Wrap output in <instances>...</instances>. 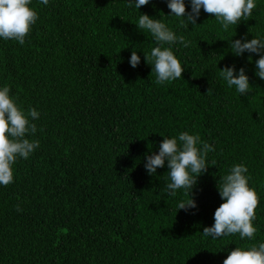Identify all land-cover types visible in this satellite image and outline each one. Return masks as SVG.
Instances as JSON below:
<instances>
[{
  "label": "trees",
  "instance_id": "16d2710c",
  "mask_svg": "<svg viewBox=\"0 0 264 264\" xmlns=\"http://www.w3.org/2000/svg\"><path fill=\"white\" fill-rule=\"evenodd\" d=\"M256 3L225 31L203 9L197 25L182 26L166 16V0L139 10L126 0H32L39 18L25 43L0 40V86L40 113L31 137L40 147L0 186V264H223L235 247L264 242V80L255 76L259 57H235L226 41L264 36V0ZM139 12L191 42L173 45L186 65L181 79L156 83L157 45L134 24ZM232 64L246 69L247 95L221 76ZM184 131L215 151L190 193L197 207L177 210L190 196H167V166L150 176L144 158L162 136ZM241 162L259 197L255 238L205 237L223 203L217 185Z\"/></svg>",
  "mask_w": 264,
  "mask_h": 264
},
{
  "label": "clouds",
  "instance_id": "9594fccd",
  "mask_svg": "<svg viewBox=\"0 0 264 264\" xmlns=\"http://www.w3.org/2000/svg\"><path fill=\"white\" fill-rule=\"evenodd\" d=\"M170 10L166 16L180 18L181 25L195 26L201 9L205 13L214 14L215 20L227 31L230 26L249 20L256 9V0H166ZM48 6L49 0H39ZM130 8L139 10L148 5L150 0H126ZM186 8L188 9L186 11ZM140 13V12H139ZM38 11L32 7V0H0V40H15L20 45L31 32L38 20ZM145 34H151L156 47L151 49L152 72H155L156 83L165 84L182 78L186 65L174 52L173 45L180 44L187 48L191 43L183 35L177 33L161 19L140 13L134 23ZM229 48L235 57L248 53L249 62L252 55L255 60V76L264 80V36L248 39L247 34L239 39H230ZM167 45V46H165ZM146 60L149 55L144 53ZM132 68L141 63V56L132 51L128 60ZM221 76L228 87L237 93L247 95L253 90L250 78L244 67L235 64L220 69ZM11 94L7 85L0 86V186L14 181V164L17 159H28L40 147L38 139H33L37 132L40 113L36 108L25 110ZM164 137L159 144L158 152L146 154L144 168L148 175L154 176L157 169L167 166L168 183L165 194L176 196L183 190L190 196L197 184L198 177L207 169V156L214 152L213 145L203 142L199 134L188 131L178 136ZM248 167L244 163H235L218 183V192L223 203L214 212V223L203 229L202 235L217 240L225 236L238 234L241 240L254 239L257 228L254 226L255 209L259 197L249 184ZM197 207L194 199L179 201L177 210ZM223 264H264V242L249 247H235L227 255Z\"/></svg>",
  "mask_w": 264,
  "mask_h": 264
}]
</instances>
